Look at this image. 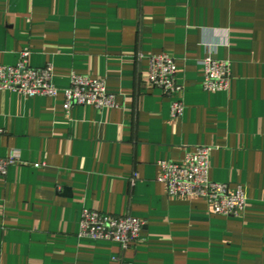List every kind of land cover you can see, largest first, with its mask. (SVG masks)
Returning <instances> with one entry per match:
<instances>
[{
    "label": "crops",
    "instance_id": "crops-1",
    "mask_svg": "<svg viewBox=\"0 0 264 264\" xmlns=\"http://www.w3.org/2000/svg\"><path fill=\"white\" fill-rule=\"evenodd\" d=\"M54 66L58 97L0 90V264H264V0H0V65ZM176 60L173 98L148 83L149 57ZM230 63L204 90L202 61ZM101 78L118 107L76 106L72 74ZM212 148L210 178L242 185L243 216L173 199L160 161ZM36 165H40L36 167ZM85 209L143 222L129 249L79 237Z\"/></svg>",
    "mask_w": 264,
    "mask_h": 264
},
{
    "label": "built area",
    "instance_id": "built-area-1",
    "mask_svg": "<svg viewBox=\"0 0 264 264\" xmlns=\"http://www.w3.org/2000/svg\"><path fill=\"white\" fill-rule=\"evenodd\" d=\"M31 52L24 49L15 65H0V90H8L27 97L56 98L60 90L54 82L55 69L49 63L41 69L30 65ZM204 67V90L227 91L230 87V63L212 57L202 61ZM148 83L160 89L168 97H174L170 114L179 119L185 105L175 98L182 88L177 82L176 60L162 53L149 57ZM65 109L91 106L98 110L118 107V96L109 93L104 79L91 78L73 73L70 86L63 90ZM212 148L196 147L182 162L160 161V181L166 185L170 198L205 200L215 216H243L247 207V194L242 185L233 189L229 184L214 182L210 178ZM23 164L19 155L11 153L0 158V177H5L12 166ZM40 165H36L39 167ZM143 222L131 216H113L96 210L85 209L82 213L79 237L92 241L117 243L122 249L136 246L141 239Z\"/></svg>",
    "mask_w": 264,
    "mask_h": 264
}]
</instances>
